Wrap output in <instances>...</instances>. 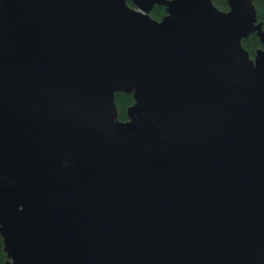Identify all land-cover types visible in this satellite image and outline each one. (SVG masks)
Listing matches in <instances>:
<instances>
[{
  "label": "water",
  "instance_id": "95a60500",
  "mask_svg": "<svg viewBox=\"0 0 264 264\" xmlns=\"http://www.w3.org/2000/svg\"><path fill=\"white\" fill-rule=\"evenodd\" d=\"M226 1L0 0L6 264H264V29Z\"/></svg>",
  "mask_w": 264,
  "mask_h": 264
},
{
  "label": "trees",
  "instance_id": "16d2710c",
  "mask_svg": "<svg viewBox=\"0 0 264 264\" xmlns=\"http://www.w3.org/2000/svg\"><path fill=\"white\" fill-rule=\"evenodd\" d=\"M254 5L258 11V21L263 24L264 29V0H253ZM215 6L220 10L227 9V3L225 0H214ZM166 14V10L163 7L156 6L153 12L151 13V17L157 21H161L163 16ZM243 47L248 51L252 58L255 57L256 52L263 48L260 42V39L257 35H251L248 39L243 41ZM134 104L133 96L125 95L123 93H119L116 95V105L119 111V119L121 121H127V109ZM7 258L4 253V244L3 239L0 235V264H6Z\"/></svg>",
  "mask_w": 264,
  "mask_h": 264
},
{
  "label": "flooded vegetation",
  "instance_id": "af4514ba",
  "mask_svg": "<svg viewBox=\"0 0 264 264\" xmlns=\"http://www.w3.org/2000/svg\"><path fill=\"white\" fill-rule=\"evenodd\" d=\"M226 1V0H225ZM213 2H214V0H213ZM226 3H227V1H226ZM215 5V4H214ZM164 8V7H163ZM220 10V9H219ZM220 11H223V12H228V11H230V8H229V6H228V3H227V9H225V10H220ZM166 15V14H165ZM164 15V16H165ZM163 16V17H164Z\"/></svg>",
  "mask_w": 264,
  "mask_h": 264
}]
</instances>
